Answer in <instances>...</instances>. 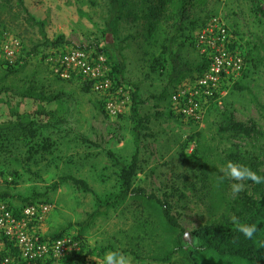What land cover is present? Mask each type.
<instances>
[{
    "label": "rangeland",
    "instance_id": "rangeland-1",
    "mask_svg": "<svg viewBox=\"0 0 264 264\" xmlns=\"http://www.w3.org/2000/svg\"><path fill=\"white\" fill-rule=\"evenodd\" d=\"M195 1L178 37L183 60L192 65L200 61L186 37L197 34L203 22L217 19L226 28L229 49L243 61L247 55L249 64L244 61L243 67L247 72L243 77V70L222 76L215 86L201 84L204 73L194 72L161 99L167 85V55L161 52L160 44L149 41L139 23L121 22L117 33L112 32L105 0H23L36 22L29 19L18 0H0V144H4L0 149V195H10L0 198V209L8 208L18 216L13 208L26 205L22 198L41 194L38 200L47 202L51 209L41 223L30 225L31 232L43 237H71L78 244L75 253L86 257L87 264H105L108 252L124 255L129 264H184L179 253L171 263L153 259L167 249V236L151 206L127 200L109 207L89 225L84 226V221L97 208L95 194L106 199L119 189L120 167L107 152L129 163L136 151V123L131 111L134 92L140 116L148 117L139 145L142 169L135 184L167 200L171 214L187 231L225 210L219 193L212 190L213 180L203 179L202 152L218 157L229 148L258 152L253 139L220 135L218 125L225 114H232L238 121H253L264 129V112L248 91L264 105V15L257 11L264 10V0H208L206 5ZM171 24L169 21L165 26ZM162 40L160 37L158 43ZM72 46L85 47L94 56L103 55L109 76L114 74L115 64H123L122 72L115 71L119 86L111 93L119 109L116 114L107 110L106 98L103 104L104 95L93 87L84 92L81 82L53 76L48 57ZM199 51L203 53V48ZM156 59L161 67L153 66ZM30 86L37 91L66 93L41 101L20 93ZM178 92L180 99L174 101L172 97ZM190 102L194 112L184 114L182 106ZM21 125L27 128L21 130ZM48 142L51 150L43 152L40 146ZM36 148L39 150L30 157ZM12 154L20 163H12ZM216 164L224 172L225 167ZM63 175L84 179L93 192L71 181L54 189L53 184ZM228 181L233 195L238 193L233 185L246 188L243 179L229 176ZM8 253L0 236V264Z\"/></svg>",
    "mask_w": 264,
    "mask_h": 264
},
{
    "label": "trees",
    "instance_id": "trees-1",
    "mask_svg": "<svg viewBox=\"0 0 264 264\" xmlns=\"http://www.w3.org/2000/svg\"><path fill=\"white\" fill-rule=\"evenodd\" d=\"M89 1L96 3V0ZM105 2L108 7L107 24L112 32L117 33L121 22L139 23L143 25L149 41L160 44L161 52L167 55V85L162 91L161 99L169 95L171 88L176 90L194 72H198L201 75L208 68L210 58L206 53H200L196 41L197 34H188L186 37V39H190L189 44L193 45L201 57L196 65L183 60L181 54L183 44L181 42L178 43L179 34L184 30V23L190 18L191 7L196 4L195 0H105ZM197 2L206 5L208 0H198ZM18 3L24 12L28 14L29 19L36 22L34 17L29 14L23 0H18ZM257 11L264 15L263 9L258 8ZM169 21H172V24L165 26ZM205 24L203 22L199 30ZM160 37L163 40L158 43ZM56 42H60V40ZM59 45L56 44L55 46ZM233 48L236 49V46L234 45ZM244 61L245 65L249 64L247 55L244 56ZM158 64L161 67V61L156 59L153 66H157ZM122 70L123 64H115L113 69L114 74L112 72L110 74L114 84L113 87L119 86V78L115 71L122 72ZM50 71L59 80L81 82L84 92H89L92 89V84L81 77L63 79L54 74L52 70ZM246 72L243 70L241 76L243 77ZM8 91L6 89L5 93H8ZM26 91L20 93L27 94L41 101L52 100L66 93L63 90L47 92L43 89L37 91L32 86L28 87ZM248 91L252 96V101L264 112V105L258 102L251 90L248 89ZM71 94H74V91ZM137 99V92H134L132 94L133 105L131 111L136 123V151L129 163H123L115 153L111 151L107 152L109 158L120 167L118 175L119 189L110 194L106 199H102L95 194L97 208L87 214L84 226L89 225L96 217L105 215L106 209L109 207H116L130 200L138 205L151 206L159 216L160 223L167 236V249L160 256L153 257L156 261L171 263L174 254L179 253L184 264H264V183H254L251 180L243 179L246 188L233 195L228 191L229 176L227 175V165L232 163L240 168H248L256 175L264 177V129L253 121L249 123L238 121L234 119L232 114H225L222 117L218 125V133L220 135L228 133L232 136L242 135L249 137L255 141L254 149L258 152H243L237 148H229L224 155L219 157L207 150L202 152L200 166L203 179L213 180L214 187L212 190L219 193V199H222L225 204V210L218 217L210 219L196 229L187 231L178 223L175 216L171 214V205L167 200H162L155 194L147 192L145 188L136 186L135 184L142 169L139 158L142 130L144 127H147L146 123L148 122V117H142L139 114L136 103ZM104 101L105 97H103V104ZM94 105L96 108L101 109L99 102H95ZM26 128L25 125L20 126L21 130H25ZM50 146L51 144L48 142L42 144L40 148H42L43 152H46L51 150ZM0 147L3 150L4 144H0ZM29 150L31 151L32 148H29ZM38 150V148L34 149L30 153V157L37 153ZM10 160L12 163H20V158L14 154L10 156ZM216 162L225 167L224 172L220 171ZM69 181L85 191L93 192L84 179L72 175L61 176L59 181L55 182L52 187L56 189L59 184ZM8 196L10 195L7 192H3L0 198L6 199ZM40 197L41 194L22 198L26 202V205L21 208H13L15 213L19 215L23 208L30 204L45 203L38 200ZM252 225L256 226V232L253 238H247L240 229ZM0 236H2L10 251V253L2 257L4 264H52L55 261H63L64 264H87V258L75 252L61 259L25 260L22 258L20 248L15 240L6 236L3 232H0ZM63 236L65 235L61 234L54 237L42 236V239L54 240ZM135 257L143 259L138 253H135ZM7 259L8 261H6Z\"/></svg>",
    "mask_w": 264,
    "mask_h": 264
},
{
    "label": "built area",
    "instance_id": "built-area-1",
    "mask_svg": "<svg viewBox=\"0 0 264 264\" xmlns=\"http://www.w3.org/2000/svg\"><path fill=\"white\" fill-rule=\"evenodd\" d=\"M197 46L203 48L208 55L210 63L200 78V83L216 85L220 77L240 73L244 67L241 56L229 49L227 31L219 20L214 19L197 32ZM48 62L54 74L63 79L81 77L92 84L93 89L104 95L106 107L111 114L119 109L115 107V99L111 95L113 82L104 69L106 58L103 55L94 56L89 49L72 46L48 57ZM181 92L173 95V100L180 99ZM182 106L184 114L194 112V107ZM47 203H37L25 206L16 216L8 208L0 209V232L15 240L20 248L21 256L25 260L35 261L47 258L61 259L71 255L77 250L78 244L68 236L54 240H44L42 236L31 232L30 225L41 223L50 211ZM8 261V259L6 260Z\"/></svg>",
    "mask_w": 264,
    "mask_h": 264
},
{
    "label": "clouds",
    "instance_id": "clouds-1",
    "mask_svg": "<svg viewBox=\"0 0 264 264\" xmlns=\"http://www.w3.org/2000/svg\"><path fill=\"white\" fill-rule=\"evenodd\" d=\"M227 168H228L227 175L235 180L248 179L254 183H264V177H260L256 175L248 168H240L233 165L232 163H229L227 165ZM241 190L242 189L240 185H233L234 192H239ZM240 230L243 232L245 237L253 238L254 233L256 232V226L255 225L245 226ZM104 259H105V264H129L128 259L124 255L118 254L116 252L106 253Z\"/></svg>",
    "mask_w": 264,
    "mask_h": 264
}]
</instances>
